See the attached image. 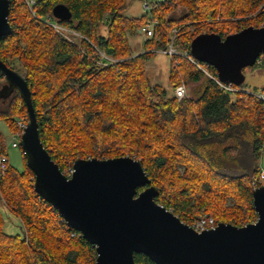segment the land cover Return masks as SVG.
Masks as SVG:
<instances>
[{
  "label": "trees",
  "instance_id": "16d2710c",
  "mask_svg": "<svg viewBox=\"0 0 264 264\" xmlns=\"http://www.w3.org/2000/svg\"><path fill=\"white\" fill-rule=\"evenodd\" d=\"M126 1L36 0L32 9L40 18L52 16L56 4L69 8V20L54 19L80 35L75 43L32 17L23 0H11L12 31L0 38V60L26 79L44 147L65 175L76 158L140 159L158 188L156 202L184 223L201 211L217 223L255 220L252 181L261 171L264 103L250 94L232 99L179 57L176 65L170 61L169 84L198 83L200 92L178 100L150 83L144 64L165 47L172 28L176 47L188 50L200 33L224 37L264 26V0H168L138 16L125 15ZM179 6L183 13L172 16ZM147 18L156 21L153 34L143 41V52L131 57L127 35H136ZM102 25L105 34L98 31ZM4 86L0 75V121L12 133L16 119H26V106L15 89ZM5 141L0 131L2 153ZM32 183L24 156L22 170L8 163L0 176V264H93L95 247L71 235L74 230ZM3 210L19 219L21 233L4 231ZM134 261L155 264L140 253Z\"/></svg>",
  "mask_w": 264,
  "mask_h": 264
},
{
  "label": "water",
  "instance_id": "95a60500",
  "mask_svg": "<svg viewBox=\"0 0 264 264\" xmlns=\"http://www.w3.org/2000/svg\"><path fill=\"white\" fill-rule=\"evenodd\" d=\"M146 5L168 0H139ZM11 0H0V38L11 33ZM69 20L64 4L51 10ZM198 61L212 66L219 80L241 85L243 68L264 59V26L249 25L224 37L200 33L189 44ZM8 91L15 89L26 106L27 121L19 140L26 166L33 172L35 193L50 204L67 226L95 247L93 264H136L140 253L155 264H264V184L252 189L257 214L253 223L219 222L195 231L155 198L141 160L132 156L76 158L65 175L40 139L39 122L26 79L0 60ZM144 187L142 190H138Z\"/></svg>",
  "mask_w": 264,
  "mask_h": 264
},
{
  "label": "rangeland",
  "instance_id": "374dc122",
  "mask_svg": "<svg viewBox=\"0 0 264 264\" xmlns=\"http://www.w3.org/2000/svg\"><path fill=\"white\" fill-rule=\"evenodd\" d=\"M126 2L128 5H127L126 9L124 10L125 15H127V16H138L142 13V11H143L142 8H143L144 3H142L139 0H127ZM182 13H183V8L181 6H179L178 8H176L171 13V15L174 17H178ZM53 29H55V28H53ZM106 30H107V28L105 25H102L98 28L99 33L105 34ZM56 31L59 32L60 34H62L64 37H66L67 39H69L72 42L77 43L80 39L79 34H77L74 30L66 28L64 26H62L61 29L56 30ZM127 38L129 40V44L133 50V55L131 57L136 56L137 54L143 52V43H144L143 40L144 39L140 36L139 33H137L136 35H127ZM99 54L102 57H106L105 55H103L101 53H99ZM106 58H108V57H106ZM109 59H111V58H109ZM100 63L103 64L101 61H100ZM144 66H145L146 75L148 76L150 83L153 85L157 84V85H161V86L165 87V89L167 90L168 96H171L174 88H173V86H171L169 84V81H168V78H169L168 71H169V66H170V59L167 58V56H165L164 54L160 53L159 51H156L153 53V57L150 60L145 62ZM183 83L185 84L186 89H187L186 96L196 97L199 94L200 86L198 83H194V82H192V83L191 82H188V83L183 82ZM240 86L243 88H250V89H253L255 87H257L256 89H259V87L260 88L263 87L264 86V70L259 69L257 67H255L253 69L246 70V72L244 73V81H243L242 85H240ZM18 118L23 119L24 117H18ZM26 119H27V116H26ZM0 131L6 138L5 151L7 154L9 164L12 165L17 170H22L23 169V156L21 153V149H20V147H17V148L11 147V145H10L11 132H10L8 126H6L4 121H0ZM259 166H260V170L264 171V146L261 150ZM70 169H68V171ZM4 204L6 205V203H4ZM6 206L3 205V207H6ZM204 212L207 213L206 211H204ZM201 213H202V211L199 212L198 214H201ZM2 214H3L4 220H5V224H4V231L5 232L12 233V234L22 232V227L20 226L21 224H20V221L18 218H16L12 213L8 212L7 210H3ZM251 222L241 221L240 224L251 223Z\"/></svg>",
  "mask_w": 264,
  "mask_h": 264
},
{
  "label": "built area",
  "instance_id": "2783aa9c",
  "mask_svg": "<svg viewBox=\"0 0 264 264\" xmlns=\"http://www.w3.org/2000/svg\"><path fill=\"white\" fill-rule=\"evenodd\" d=\"M23 1L25 5L28 7L32 17L41 20L42 22L52 26L56 30L62 28V25L57 23L55 19L52 18L53 16L46 15L45 17L40 18L36 15L35 11L32 9V6L35 4L36 0H23ZM142 10H143L142 13H149L150 10L149 5L144 4ZM155 25H156V21L147 18L145 23L139 28L138 33L144 39L143 41L149 39L152 36ZM176 33H177V28H172L170 38L167 41L165 47L159 50L168 56L172 64L176 65L178 63V57L184 58L190 61L197 68L201 69L217 85V87L221 91L229 94L233 99H236L238 97L241 98L245 94H250L264 103V86L254 90L250 88H243L233 83L223 82L219 80L216 73L209 72L207 69L204 68L203 64L200 61H198L196 58H194V56H192V54L190 53V48L188 50H180L179 48L176 47V45L174 44ZM263 63L264 60L261 56H259L255 61V64L260 68H264ZM173 94L178 100L184 98L187 94V89L185 84L181 82L178 85H176L173 89ZM15 124L17 128L15 131L11 133L10 145L11 147L17 148L19 147V140L23 132V129L26 125V119L18 118L16 119ZM8 163L9 162H8L7 154L2 153L0 150V176L6 173L8 169ZM71 174H72V168L68 171L67 175L70 176ZM252 183L254 184V186L264 184V171H260L258 176L253 179ZM256 219L253 220L251 223L255 222ZM186 224L192 227L195 231L201 232L204 230L215 228L217 222L215 221L213 216L202 211L201 214H198L192 221ZM246 224L248 223H242L241 226H244ZM76 233L80 235V233L75 230L71 232V235L74 236Z\"/></svg>",
  "mask_w": 264,
  "mask_h": 264
},
{
  "label": "crops",
  "instance_id": "0c3cea01",
  "mask_svg": "<svg viewBox=\"0 0 264 264\" xmlns=\"http://www.w3.org/2000/svg\"><path fill=\"white\" fill-rule=\"evenodd\" d=\"M160 53H162L161 51H159ZM162 54H164V53H162ZM165 56H167L166 54H164ZM261 56V55H260ZM262 57V56H261ZM167 58H168V56H167ZM264 60V59H263ZM202 63V62H201ZM203 64V66L204 65H207V64H205V63H202ZM207 66H209V65H207ZM253 66H256L257 68H259V69H262V70H264V68H260V67H258L255 63H254V65ZM212 67V66H211ZM204 68L206 69V67L204 66ZM201 70V69H200ZM169 72V71H168ZM215 73H216V71H215ZM207 76V75H206ZM238 86H240V85H238ZM257 88V87H256ZM260 88V87H259ZM219 89V88H218ZM254 89V88H253ZM220 90V89H219ZM230 96V95H229ZM186 97V96H185ZM231 97V96H230ZM232 98V97H231ZM233 99V98H232Z\"/></svg>",
  "mask_w": 264,
  "mask_h": 264
},
{
  "label": "bare ground",
  "instance_id": "6f19581e",
  "mask_svg": "<svg viewBox=\"0 0 264 264\" xmlns=\"http://www.w3.org/2000/svg\"><path fill=\"white\" fill-rule=\"evenodd\" d=\"M172 212V211H171ZM173 213V212H172ZM173 214H175V213H173ZM176 215V214H175ZM176 216H178V215H176ZM179 217V216H178ZM181 220V219H180Z\"/></svg>",
  "mask_w": 264,
  "mask_h": 264
}]
</instances>
